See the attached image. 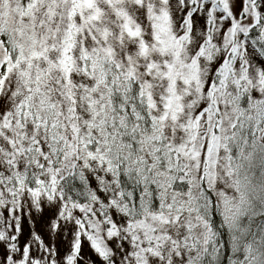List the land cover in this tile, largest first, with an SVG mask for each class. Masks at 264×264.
Here are the masks:
<instances>
[{
	"label": "snow or ice",
	"instance_id": "snow-or-ice-1",
	"mask_svg": "<svg viewBox=\"0 0 264 264\" xmlns=\"http://www.w3.org/2000/svg\"><path fill=\"white\" fill-rule=\"evenodd\" d=\"M0 264H264V0H0Z\"/></svg>",
	"mask_w": 264,
	"mask_h": 264
}]
</instances>
